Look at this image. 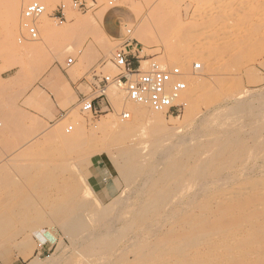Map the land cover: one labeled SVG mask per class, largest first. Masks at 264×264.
I'll return each instance as SVG.
<instances>
[{
	"label": "rangeland",
	"instance_id": "rangeland-1",
	"mask_svg": "<svg viewBox=\"0 0 264 264\" xmlns=\"http://www.w3.org/2000/svg\"><path fill=\"white\" fill-rule=\"evenodd\" d=\"M5 1L2 0L5 5L0 4V256L3 255L10 262L15 257L18 264H264V121L261 120H264V98L258 96L259 92H264V37L257 43L253 38L256 33H253L249 19H246L247 22L244 19L240 23L242 25H238L242 27L248 22L251 24H247L250 25L248 28L244 25V29H249L247 42L246 39L235 38L229 41L232 44L228 42L216 47L215 38H212L213 43L209 45L213 44V49L216 48L215 58L218 57L214 75L194 83V88L196 83L199 87L197 93L187 85L188 88L181 95L192 97L188 103L183 99L176 100V114H162L166 119L179 117L181 122L180 127L172 131L175 146L170 150V159L166 164L161 162V158V163L157 164L158 162L149 155V160L144 162L157 164V168L155 166L152 172L127 170L125 173L124 170L123 173V161L126 160L124 155L122 156L118 149L117 152L111 151L114 154L110 153L108 145L137 138L143 130L149 132L151 126L143 122L126 130L96 131L98 122L110 112L125 123L133 121L134 113L131 108L136 107L137 102L129 100L122 88L111 85L107 96L99 98L104 101L102 109L97 112H85L79 103L80 94L93 96L90 83L95 81L94 69L100 78L102 75H114L119 71L113 65L112 57L126 38L125 21L134 24L132 33H140L141 25L147 22V34H156L159 39L161 36L160 42H150L151 44L147 45H143L134 37L140 43L138 48L144 59V67L152 61L180 67L178 64L184 59L183 56L188 54L187 52L191 53L198 44L197 40H201L206 34L203 30L209 25L206 22H212L208 19V13L202 9L200 11V8L198 10L197 7L199 1L205 0H160L159 3V0H115L114 4H109V0H96L95 8L88 12L68 8L67 20L63 23L55 17L54 9L61 2L68 0H39L47 5L44 15L47 19L40 17L37 25L39 31L41 30V39L48 38L44 41L36 40L38 43L28 39L24 27L23 10L26 6L22 10L19 26L14 27L5 21ZM114 5L116 6L112 7ZM196 12L202 16H198ZM85 17L93 22H88L89 26L83 25L82 30L78 29L80 32L77 30L78 32L74 33L76 36L66 34L63 38L62 35H55V38L61 37L57 43L68 46L64 45L65 49L63 45V48L59 45L54 47L56 45L52 43L56 39L45 32V22H49V26L56 29V26L61 28ZM110 24L117 27L115 32L110 30ZM235 25L234 28L237 27V24ZM67 35L73 37L68 38ZM208 37L210 38L207 35L206 38ZM206 38L202 43H206ZM63 39L67 41H62ZM45 41L49 44L44 45ZM25 42L39 46V50L48 48L54 59L49 55L51 59L48 56L45 58L47 50L45 53L44 49V55L39 50L37 52L40 53L34 54L36 51H31L34 55L31 54L26 50L28 44L25 45ZM105 42L112 45L110 54H104L102 51ZM227 44L229 45L226 46ZM236 45H239L240 49ZM21 47L25 48L29 55H24ZM93 48L97 49L96 52ZM241 49L243 50L238 51ZM51 50H55L54 53ZM63 52L70 54L64 55ZM32 55H41L40 59L45 61L37 60L36 56L33 58ZM60 55L65 56L63 61ZM47 60V68L40 72L38 64L44 66L48 63ZM194 62H203L202 56L185 62L186 68L191 69H184L190 72L186 78L191 81L192 74L201 73L204 67L202 64L200 70L193 71ZM36 90L40 91L42 96L31 105L28 100ZM249 92H258L257 97L254 93L247 96ZM194 93L197 94L196 97ZM238 95L242 97L238 99ZM243 98L245 101L248 99L247 103ZM236 101H244L245 107L244 103L242 106ZM239 107L245 110L244 113H239L244 115L240 118L239 114H235L236 111L233 112V108L237 110ZM228 108H232L233 115ZM226 109L229 111H225ZM220 110L221 113L223 110V115ZM123 112H128L130 116L123 117ZM224 114H227V117ZM215 120H218L215 123L219 124H215ZM69 125H74V128L66 133L76 134L82 141L63 142L52 134L51 130L65 131ZM254 126L257 127L254 129ZM166 136L170 138L172 135ZM135 150L136 148L129 149L130 160V156L138 152ZM100 155L110 157L116 169L118 168L122 183L119 194L107 203L99 201L79 165L87 158ZM138 177H142L143 181H135ZM177 181L182 182L179 187L176 186ZM200 182H207L204 190L198 189L195 193L197 196L188 201L190 204H183L178 213L172 215L168 221H163L159 214L162 208L159 211V206L164 201L159 199L160 195L162 197L169 193L168 195L172 196L173 192L176 197L180 193L182 204L187 201L186 196L188 197L193 188H199L197 185ZM184 193L186 194L183 195ZM156 199L160 200L161 204H156ZM111 218L115 221L111 230L114 233L105 235V226L110 224L109 221L112 222ZM65 219L79 222L77 221V226L74 227L62 226L61 223ZM104 222H107V225H104ZM150 228L151 230H148ZM74 230L77 231L76 236L72 235ZM86 234H91L88 242L84 241ZM45 240H49L44 245L45 248H40L39 243ZM97 243L102 245L97 246Z\"/></svg>",
	"mask_w": 264,
	"mask_h": 264
},
{
	"label": "bare ground",
	"instance_id": "bare-ground-1",
	"mask_svg": "<svg viewBox=\"0 0 264 264\" xmlns=\"http://www.w3.org/2000/svg\"><path fill=\"white\" fill-rule=\"evenodd\" d=\"M32 1H37V0H6L5 1V3H6V6H4L5 7V21L7 22V23H9V24H11L12 26H14V27H18L19 26V24H20V19H21V13H22V10H23V8L28 4V3H30V2H32ZM110 1L111 0H109V4H114V1H112V3H110ZM151 1V0H150ZM163 1V0H162ZM130 2V1H129ZM160 2V0L158 1V3ZM201 2V3H200ZM157 3V2H156ZM198 3V2H197ZM0 4H2V5H5V4H3L2 3V0H0ZM151 4V3H150ZM164 4H166V3H164ZM164 4H162V6L164 5ZM118 5V4H117ZM116 5H114V6H112V7H115ZM111 7V8H112ZM198 7V10H199V8H200V11H202V10H204L206 13H208V15L207 16H209V18L208 19H210L212 22L210 23V21H209V23H207L206 22V24H209V25H206L204 28L205 29H203V30H205L204 32L206 33L205 35L207 36H210V38L208 37V38H206V36L205 35H203L202 36V38L204 39H202L201 38V40L199 39V40H197V42L196 43H198L197 44V46H196V44H194L195 46H196V48H194V50L191 52V53H189V52H187L188 54H186V55H184L183 57H184V59L183 60H181L180 62H179V64L178 65H180V67H182L183 69H185L186 68V63H188V61H191L192 59H194L195 57H200V56H202V61L203 62H201V66H202V64L204 65V67L202 68V72L201 73H197V74H192V81L191 80H188L187 78H185V82H186V84L189 86V88L193 91V92H196L197 90H199L198 88V84L196 83V87L194 88V83L195 82H199V80H202V79H206V78H210L211 76H213L214 75V73H215V64L217 63L216 62V59L218 58H215L216 56H215V49H213V44H211V45H209V43H213V41H212V38H215L214 39V42H215V45L214 46H219V45H224V43H228L229 41H231V40H233V39H235V38H241V39H246L247 38V32L249 31V29H248V31L246 30V27L248 28V27H250V25L252 26V28H253V33L255 32L256 34H255V36L253 37L256 41H257V43L264 37V0H205L204 2L203 1H199V6H197ZM150 8V7H149ZM156 8V7H155ZM160 8V7H159ZM101 9V8H100ZM161 9V8H160ZM202 9V10H201ZM152 10H154V9H152ZM159 9H157V11H158ZM162 10V9H161ZM198 10H196L197 12H200V11H198ZM101 11V10H100ZM157 11H155L156 13H157ZM194 11V13H195V10H193ZM96 12V11H95ZM98 12V11H97ZM102 12V11H101ZM163 12V11H162ZM161 12V13H162ZM196 12V13H197ZM153 13V12H152ZM155 13V14H156ZM164 13V12H163ZM193 13V14H194ZM201 14H202V12H200ZM198 14V16L200 15V16H202L201 14ZM204 13V12H203ZM138 14V13H137ZM154 14V13H153ZM167 14H168V12H167ZM45 14H43V15H41V18H43L44 20H45V16H44ZM101 15V14H100ZM104 16L106 15V11L104 12V14H103ZM102 15V16H103ZM160 15V14H159ZM205 15V14H204ZM102 16L100 17V20H101V18H102ZM118 16V15H117ZM164 16V15H163ZM162 16V17H163ZM155 17H156V15H155ZM160 17V16H159ZM98 18H99V16H98ZM156 18H158V17H156ZM203 18V17H202ZM47 19V18H46ZM143 19V18H142ZM145 19V18H144ZM167 19V18H166ZM208 19H205V21L206 20H208ZM245 19V21H246V19H249L248 21H250L251 22V24L248 22L247 24H250V25H247V24H243V28L241 27V26H238L243 20ZM77 20V19H76ZM75 20V21H76ZM156 20V19H155ZM181 20V19H180ZM204 20V19H203ZM90 21H92L93 22V20L91 19H89V18H78V20L76 21V22H74V23H69V24H67V25H65V26H63V27H61V28H58V26H56L57 28L55 29V28H52V27H50L49 26V22L47 23V22H45V24H44V28L45 29H47V31H45V32H47L48 34H49V36H54V38L56 37L55 35H57L58 37H59V35H65V37H66V34H72V35H74V33L78 30V29H80V30H82V26L84 25V27H85V25L89 22L90 23ZM147 21V20H146ZM161 20H159V22H160ZM165 21V20H164ZM1 22H2V20H1ZM91 22V23H92ZM144 22H145V20H144ZM155 22H157V21H155ZM182 22V21H181ZM247 22V21H246ZM96 25L98 24V23H96V22H94ZM94 23L92 24V25H94ZM141 23V22H140ZM158 23V22H157ZM160 23H162V22H160ZM165 24H166V22H164ZM180 23V22H179ZM178 23V24H179ZM204 23V22H203ZM245 23V22H244ZM2 24V26H3V22L1 23ZM120 24V23H119ZM122 24V23H121ZM124 24L126 25H128V27H132L134 24L131 22V21H125L124 22ZM142 24V23H141ZM149 24V23H148ZM147 24V22L146 23H143L142 25H141V29L140 28H138V29H140L141 30V32L140 33H138L137 31H135V32H133V33H131L132 34V36H131V38H137L138 39V41L140 42V43H142L143 45H147V44H151L150 42H153V43H157V42H160V39H161V36H160V39L158 38V37H156L155 35H152V36H149V34H147V32H146V30L148 29L149 30V26H147L148 25ZM164 24V25H165ZM235 24H237V27H241V28H238L237 29V27L236 28H234V25ZM54 25V24H53ZM88 25V24H87ZM91 25V24H90ZM146 27H148V28H146ZM160 25V24H159ZM240 25H242V24H240ZM244 25H247L246 27H245V29H244ZM43 26V25H42ZM89 26V25H88ZM138 26V25H137ZM161 26V25H160ZM159 26V27H160ZM167 26V25H166ZM202 26V25H201ZM236 26V25H235ZM95 27V26H94ZM150 27H152V26H150ZM117 28V27H116ZM115 28V29H116ZM124 28V27H123ZM167 28V27H166ZM84 29V28H83ZM125 29L127 30V27H125ZM155 29V28H154ZM165 29V28H164ZM168 29V28H167ZM43 30V29H42ZM92 30V29H91ZM136 30V29H135ZM151 30V29H150ZM157 30H158V27H157ZM161 30V29H160ZM252 30V29H251ZM41 31V30H40ZM79 31V30H78ZM77 31V32H78ZM86 31H87V28H86ZM85 31V32H86ZM80 32V31H79ZM82 32V31H81ZM160 32V31H159ZM163 32V31H162ZM166 32H168V31H166ZM208 32V33H207ZM251 32V31H250ZM46 33V34H47ZM42 34H44V33H42ZM45 34V35H46ZM47 34V35H48ZM76 34V33H75ZM81 34V33H80ZM92 34V33H91ZM103 34V33H102ZM168 34H169V32H168ZM249 34V33H248ZM79 35V34H78ZM82 35V34H81ZM89 35V34H88ZM93 35H95V34H93ZM158 35V34H157ZM197 35V34H196ZM195 35V36H196ZM253 35V34H252ZM41 36H43V35H41ZM68 36V35H67ZM74 36H76V35H74ZM162 36H164L163 35V33H162ZM166 36V35H165ZM194 36V37H195ZM205 36V37H204ZM45 37V36H44ZM44 37H42V38H44ZM55 38L54 40L56 41H54V40H52V44L53 45H56V46H54V47H57L58 45L59 46H61V45H63V43H61V44H59V43H57V41L59 42V40H61V37H60V39L59 38ZM64 36H63V38H65ZM69 37H73V36H68V38ZM105 37V36H104ZM194 37H192V38H194ZM197 37V36H196ZM199 37V36H198ZM249 37H251L252 38V36H251V34H249ZM46 38H48V37H46ZM46 38H44V39H46ZM67 38V39H68ZM205 38L206 39H208L207 41H209L210 40V42H207L206 41V45L208 46V47H206V45L204 44V43H202V41H204L205 42ZM40 39H41V37H40ZM40 39H38V40H40ZM44 39H41V40H43L44 41ZM50 39V38H49ZM49 39H47V41L49 40ZM52 39V38H51ZM50 39V40H51ZM59 39V40H58ZM67 39H65L66 41H67ZM78 39V38H77ZM151 39V40H150ZM175 39V38H174ZM37 40V41H38ZM64 39L62 40V41H65ZM164 40V39H163ZM248 40H249V38H248ZM34 41V40H33ZM36 40H35V42H37ZM42 41V42H43ZM47 41H45L44 42V45H48L49 43L47 42ZM69 41H70V39H69ZM72 41H74V39L72 38ZM72 41H70V42H72ZM77 41V40H76ZM101 41V40H100ZM100 41H99V43H100ZM103 41V40H102ZM108 41V40H107ZM212 41V42H211ZM239 41V40H238ZM242 41V40H241ZM253 41V40H252ZM32 42V41H31ZM47 42V44H45ZM78 42V41H77ZM165 42V41H164ZM202 43V44H199V43ZM246 42H247V39H246ZM246 42H245V44H246ZM251 42V41H250ZM255 42V41H254ZM33 43V42H32ZM38 43V42H37ZM36 43V44H37ZM50 43H51V41H50ZM54 43H57V44H54ZM73 43H75V41L73 42ZM79 43H81L80 41H79ZM79 43H77V44H79ZM83 43H84V41H83ZM83 43H82V45H83ZM120 43V42H119ZM176 43V42H175ZM231 42H229V44H230ZM24 44V43H23ZM28 44V45H27ZM43 44V43H42ZM67 44V43H66ZM110 43H103V46H102V51H104V54L105 53H107V54H110L111 52H112V45L110 44ZM165 44V43H164ZM171 44V43H170ZM229 44H227L226 46H228ZM232 44V43H231ZM25 45H27L28 46V48H26V50H29L30 52L32 51H36V53L35 52H33L34 54H37V53H40V52H37V50H39V46H37V45H30L29 43H26L25 42ZM30 45V46H29ZM39 45H41V43H39ZM65 45V44H64ZM64 45H63V47H64ZM75 46V44H71V46ZM81 45V46H82ZM87 45V44H86ZM90 45V44H89ZM201 45V46H200ZM203 45V46H202ZM204 45H205V47H204ZM247 45H248V43H247ZM22 46V45H21ZM26 46V47H27ZM65 46H68V45H65ZM70 46V45H69ZM164 46V45H163ZM239 46V45H238ZM238 46L236 45V47L238 48ZM242 46H244V45H242ZM252 46V45H251ZM23 47H25V46H23ZM51 47V46H50ZM62 47V46H61ZM60 47V48H61ZM62 47V48H63ZM145 47V46H144ZM241 47V46H240ZM22 48V47H21ZM69 48H71V47H69ZM75 48V47H74ZM246 48H248V47H246ZM24 51H22V53L24 52V55H26V54H28L29 55V53H26V52H28V51H26L25 50V48H22ZM44 48H41V50H39V51H41V52H43L42 50H43ZM64 49H65V47H64ZM63 49V50H64ZM93 49H95V48H93ZM183 49V48H182ZM185 49V48H184ZM236 49V48H235ZM238 49H240V48H238ZM244 49V48H243ZM243 49H241V50H238V51H242ZM45 50H47V53H46V51ZM48 48H46V49H44V52L47 54V55H44V52L42 53V55H44L45 56V58H48L49 56L51 57L52 55H50L49 54V52H48ZM59 50V49H58ZM71 50V49H70ZM96 50L97 49H95V52H96ZM156 50V49H155ZM189 50H191V49H189ZM26 51V52H25ZM50 51V50H49ZM53 53H54V51L53 50H51ZM65 51V50H64ZM66 51H68V49L66 50ZM71 51H74V50H71ZM75 51H78V50H75ZM94 51V50H93ZM158 51V50H157ZM183 51V50H182ZM31 52V54H33ZM59 52V51H58ZM69 52V51H68ZM68 52H63V54L65 55V53H68ZM87 52V51H86ZM185 52H186V50H185ZM216 52H217V50H216ZM237 52V51H236ZM55 53H57V51L55 52ZM90 54H91V52H89ZM238 53V52H237ZM33 54V55H34ZM68 54H70V53H68ZM214 54V55H213ZM31 56V57H35V56ZM39 55V54H38ZM49 55V56H48ZM54 55V54H53ZM57 55H59V54H57ZM57 55H56V57H57ZM182 55V54H181ZM41 56V55H40ZM40 56H36L35 58H37V60H40V61H45V60H42V59H40ZM46 56H48V57H46ZM61 56V55H60ZM59 56V57H60ZM67 56V55H66ZM49 57V58H50ZM53 57V56H52ZM51 57V58H52ZM55 57V58H56ZM58 57V58H59ZM64 58H65V56H63ZM62 56H61V60H62V58H63ZM85 57H87V56H85ZM44 58V59H45ZM50 58V59H51ZM58 58H56V59H58ZM92 58V57H91ZM54 58H52V60H53ZM36 60V59H35ZM36 60V61H37ZM49 60V59H48ZM47 60V61H48ZM60 60V59H59ZM64 60V59H63ZM62 60V61H63ZM146 60V59H145ZM40 61H37V62H40ZM89 61V60H88ZM93 61V60H92ZM91 61V62H92ZM172 62V61H171ZM176 62V61H175ZM186 62V63H185ZM51 63V62H50ZM219 63H220V61H219ZM40 64V63H39ZM38 64V70H40V72L41 71H43L44 69H46L47 68V65L49 64V61H48V63L47 64H45L44 66H40ZM67 64V63H66ZM196 63L194 62V65H195ZM35 69H36V66H35ZM187 69V71H190V70H188L189 68L187 67L186 68ZM37 72V71H36ZM38 73V72H37ZM191 73H192V71H191ZM191 77V76H190ZM189 78V77H188ZM188 88V87H187ZM184 92V91H183ZM182 92V93H183ZM187 93V92H186ZM197 93V92H196ZM254 94H255V96H256V94L258 93V92H253ZM252 93V94H253ZM195 94V93H194ZM248 94H251V92H249V93H247L246 95L247 96H250V95H248ZM251 94V95H252ZM253 94V95H254ZM125 95H126V93H125ZM189 95H190V93H189ZM196 95L197 94H195L194 95V97H196ZM239 95H241V93H239ZM238 95V99H240L242 96H239ZM122 96V95H121ZM237 96V95H236ZM243 96H245V94L243 95ZM258 96L260 97V96H262L263 98H264V92L262 93L261 92V94H260V92H259V94H258ZM190 97H192V96H190ZM189 97V98H190ZM240 97V98H239ZM257 97V96H256ZM189 98L186 96V94L185 95H180V97L177 99V100H185L187 103L188 102H190V100H189ZM252 98H253V96H252ZM262 98V99H263ZM121 99V98H120ZM245 98H243V100H244ZM254 99H255V97H254ZM118 100V99H117ZM235 100V99H234ZM237 100V99H236ZM248 100V99H247ZM246 100V101H247ZM256 100V99H255ZM241 101H242V99H241ZM245 101V100H244ZM242 102V103H240V102H238V101H236V102H238V104L240 103V105L242 104V106H243V103H244V106L243 107H245V104L247 103L246 101V103L245 102ZM256 101H258V100H256ZM260 101V100H259ZM250 103V102H249ZM263 103H264V101H263ZM237 104V103H236ZM237 104V105H238ZM254 104V103H253ZM260 104V103H259ZM232 105H233V103H232ZM240 105H238V106H240ZM237 106V107H238ZM248 106H250V104L248 105ZM254 106V105H253ZM259 106V105H258ZM263 107V105H260V107ZM116 107V106H115ZM222 107V106H221ZM235 107V106H234ZM243 107H241V108H243ZM255 107H257V105L255 106ZM131 108V107H130ZM130 108H128V109H130ZM224 108V107H223ZM222 108V109H223ZM229 108H230V106H229ZM228 108V109H229ZM241 108L239 107V108H237V110H234V109H236V108H233V112H235V114H239V113H241V112H243L244 113V111L243 110H241ZM247 108V107H246ZM246 108H244V109H246ZM250 108H251V106H250ZM254 108V107H253ZM252 108V109H253ZM228 109H226L225 111H227ZM255 109V108H254ZM257 109V108H256ZM131 110L133 111V113H134V120L133 121H131V122H129V123H125L124 121H122V120H120L118 117H116L114 114H112L111 112L109 113V114H106V117L103 119V120H101L100 122H98V124H97V126H96V131H99V130H105V129H120V130H122V129H124V130H126V129H130V128H134V127H137V126H139L141 123H145L146 125H150L151 127H150V129H149V132H147V131H145V130H143L140 134H138V136H137V138H131V139H129L127 142L126 141H124V142H118V143H114L113 145H111V146H109L108 145V148L107 149H109L108 151L110 152V153H113V152H111L112 150H116V149H118V150H120L122 153V156L124 155V157H125V161H123V164H124V169H123V173H124V170H125V173H126V171L127 170H131V171H133V170H138V171H143V170H147V171H150V172H152L153 170H154V168H155V166H156V168H157V164H159V163H164V164H166V162L170 159V157H168V156H170L169 155V152H170V150L172 149V147H174L175 146V142H174V140H173V133H172V131H173V129H175V128H179L180 127V125H181V122H180V120H179V117H174V118H171V119H166V117L164 116V115H162L163 114V112H160V111H157V110H155V109H153L149 104H147V103H143V102H137V106L136 107H132L131 108ZM218 110V109H217ZM230 110V109H229ZM228 110V111H229ZM261 110V109H260ZM232 112V108H231V110H230V113ZM233 112L231 113L232 115H233ZM253 113H255V112H257V111H252ZM259 112V111H258ZM127 113L128 112H123V117H125L126 115H127ZM211 113V112H210ZM246 113V112H245ZM262 113V112H261ZM129 114V113H128ZM220 114H222L223 115V110H222V113H221V110H220ZM227 114H228V112H227ZM227 114H224L226 117H227ZM235 114H234V116H235ZM260 114V113H259ZM209 115H211V117L213 118L214 116L212 115V114H209ZM215 115V114H214ZM219 115V114H218ZM240 115V114H239ZM243 115V114H242ZM242 115H240L239 116V118L242 116ZM247 115H248V113H247ZM129 116H130V114H129ZM216 116V115H215ZM244 116V115H243ZM206 117H208V116H206ZM217 117V116H216ZM224 117V116H223ZM226 117H225V119H226ZM231 117V116H230ZM229 117V118H230ZM233 117V116H232ZM220 118H221V116H220ZM245 118H247V116L245 117ZM250 118V117H249ZM248 118V119H249ZM258 118H259V116H258ZM262 118V117H261ZM215 119V118H214ZM253 119V118H252ZM206 120V119H205ZM204 120V121H205ZM220 120V119H219ZM231 120V119H230ZM262 121H264L263 119H261ZM211 121V120H210ZM218 121V120H217ZM216 120L215 121H213L214 123L215 122H217ZM221 121V120H220ZM233 121V120H232ZM254 121V120H253ZM256 121V120H255ZM230 122V121H229ZM260 122V121H259ZM205 123V122H204ZM207 123H211V122H207ZM227 123V122H226ZM225 123V124H226ZM232 123V122H231ZM237 123H239L238 121H237ZM248 123H250V122H248ZM257 123V122H256ZM215 124H219V123H215ZM228 124V123H227ZM251 124H252V122H251ZM202 125V124H201ZM204 125V124H203ZM244 125V124H243ZM243 125H241V127L243 126ZM211 126V125H210ZM253 126V125H252ZM257 127V126H256ZM255 126H254V129L256 128ZM74 128V125H69L67 128H66V130L65 131H63V130H51L52 132V134L53 135H56V136H58L59 137V139L61 140V141H63V142H68V143H79L80 141H82L81 139H79V136L78 135H76V134H69V133H66L67 132V130L68 131H70V130H72ZM146 128V126L144 127V129ZM226 128V127H225ZM224 128V129H225ZM233 128V127H232ZM258 128H259V126H258ZM226 130V129H225ZM230 130H231V128H230ZM228 131H229V129H228ZM232 131V130H231ZM236 132H237V130H236ZM235 132V133H236ZM238 132H239V130H238ZM255 132V131H254ZM257 132V131H256ZM50 133V132H49ZM148 134V135H147ZM172 135L170 138L169 137H167L166 135ZM232 134H234V133H232ZM231 134V135H232ZM239 134V133H238ZM227 135V134H226ZM258 135V134H257ZM226 137H228V136H226ZM231 137V136H230ZM229 138V137H228ZM136 148V150L135 151H138L135 155H133L132 154V156H130L131 157V160L128 158V156H129V149L130 148H133V149H135ZM116 152H117V150H116ZM114 154V153H113ZM174 154V153H173ZM252 154V153H251ZM115 155L117 156V154L115 153ZM152 156L153 158H154V160H155V162L157 163L156 165L155 164H150V163H145L144 161L146 160V159H148L147 157L148 156ZM167 155V156H166ZM115 156V157H116ZM119 156H121V155H119ZM166 156V157H165ZM247 156V155H246ZM152 157H150V159L152 158ZM122 158V157H121ZM152 158V159H153ZM159 158H161L160 160H161V162H160V160H159ZM149 160V159H148ZM152 161V160H151ZM119 162V161H118ZM118 162H117V164H118ZM149 162V161H148ZM163 164V165H164ZM121 165H122V163H121ZM159 167V166H158ZM161 167H163V166H161ZM118 169V168H117ZM122 170V169H121ZM157 170V169H156ZM221 178V177H220ZM220 178H219V180H220ZM142 180L143 181V178L141 177V178H136L135 179V181H139V180ZM191 179V178H190ZM218 180V181H219ZM184 181H186V180H184ZM181 181H177L176 182V186H180L181 185V183H180ZM139 183V182H138ZM204 183V184H203ZM205 183H207V182H200V184L199 185H197L199 188H197V189H195V188H193V187H191V189H192V191H191V193L188 195V197L186 196V198H187V201L184 203V202H182V204L180 203L181 202V198H179L180 196H181V194L179 193V195L178 196H174V194H173V192H172V196L170 195H168L169 193H167V194H164V195H162V197H164V198H162L161 197V195H160V197H159V199L161 200V201H164V202H162V207L161 206H159V211H160V209H161V211L159 212V214H160V217L162 218V220L164 221V219H166L167 221H168V219L170 218V217H172V215H175L176 213H178L182 208H183V204H190V203H188V201L190 200V201H192V198L194 199V197H196L195 196V193H196V191H198V189L199 190H204V188H205ZM220 183H221V181H220ZM178 184V185H177ZM197 184V183H196ZM202 184V185H201ZM187 185H189L188 183H187ZM210 185V184H209ZM175 186V188H177ZM136 187H138V185L136 186ZM136 187H135V189H136ZM140 187V186H139ZM187 187V186H186ZM185 187V188H186ZM189 187V186H188ZM187 187V188H188ZM174 188V190H176ZM140 189V188H139ZM129 190V189H128ZM178 190V189H177ZM181 190H182V188H181ZM135 191V190H134ZM172 191H173V189H172ZM180 191V190H179ZM182 191H184V190H182ZM242 191V190H241ZM178 192V191H177ZM181 192V191H180ZM205 192V191H204ZM245 192H246V190H245ZM125 193V192H124ZM243 193H244V191H243ZM247 193H248V191H247ZM136 194V193H135ZM186 193H184L183 195H185ZM240 194H242V192L240 193ZM245 194V193H244ZM182 195V196H183ZM227 194H225V196H226ZM235 195H237V194H235ZM234 195V196H235ZM239 195V194H238ZM246 195V194H245ZM127 196V195H126ZM224 196V195H223ZM224 196V197H225ZM231 196V195H230ZM239 196H241V195H239ZM153 197V196H152ZM156 197H157V195H156ZM221 197V196H220ZM219 197V198H220ZM229 197V196H228ZM233 197V196H232ZM232 197H230V198H232ZM144 198V197H143ZM155 198V197H154ZM218 198V199H219ZM129 199V198H128ZM149 200H151L150 198H148ZM220 199H222V198H220ZM155 200V199H154ZM153 200V201H154ZM156 200H158V199H156ZM160 200H158V201H156L157 203L156 204H161V202H160ZM166 200V201H165ZM183 200H185V198L183 199ZM232 200V199H231ZM117 201V200H116ZM152 201V200H151ZM194 201V200H193ZM122 202V201H121ZM125 202V201H124ZM123 202V203H124ZM140 202V201H139ZM158 202H160V203H158ZM129 203V202H128ZM154 203H155V201H154ZM82 205V204H81ZM85 205H87V204H85ZM120 205V204H119ZM144 205V204H143ZM148 205V204H147ZM141 206V205H140ZM186 206V205H185ZM117 207V206H116ZM148 207V206H147ZM186 208V207H185ZM225 209V208H224ZM136 210H138V208L136 209ZM141 210V209H140ZM223 210V209H222ZM149 211V210H148ZM118 212V211H117ZM138 212V211H137ZM158 212V211H157ZM156 212V214H158ZM118 213H120V212H118ZM123 213V212H122ZM143 213V212H142ZM144 213H145V211H144ZM143 213V214H144ZM148 213V212H147ZM121 214V213H120ZM158 214V215H159ZM142 215V214H141ZM153 215H155V213H153ZM145 216V215H144ZM158 217V216H157ZM114 218V217H113ZM118 218V217H117ZM142 218V217H141ZM160 218V219H161ZM149 219V218H148ZM148 219H146V220H148ZM61 220H63V219H61ZM106 220V219H105ZM111 220H112V218H111ZM151 220V219H150ZM157 221H158V219H156ZM78 222H79V220H77ZM76 220L75 221H73V220H66L65 219V221H63L62 223H61V225L62 226H67V227H74V226H77V222ZM109 221V220H108ZM107 221V222H108ZM121 221V220H120ZM152 221V220H151ZM154 221V220H153ZM166 221V222H167ZM107 222L105 223L104 222V225L106 224L107 225ZM114 220H112V222H110L109 221V223L110 224H108L107 226H105V229H104V234L106 235V234H109V232H112L111 230L113 229V227H114ZM130 222V221H129ZM139 222V221H138ZM150 222V221H149ZM60 223V222H59ZM125 223V222H124ZM153 223V222H152ZM156 223V225H157V222H155ZM86 224V223H85ZM128 224V223H127ZM159 224V223H158ZM161 224V223H160ZM159 224V225H160ZM165 224V223H164ZM164 224H162V225H164ZM131 225H133V223H131ZM147 225V224H146ZM158 225V226H159ZM161 225V226H162ZM126 226V225H125ZM137 226H139V225H137ZM100 227H103V226H100ZM155 227V226H154ZM157 227V226H156ZM89 228V227H88ZM91 228V227H90ZM143 228V227H142ZM147 228V227H146ZM149 228V227H148ZM93 229V228H92ZM98 229V228H97ZM140 229V228H139ZM145 229V228H144ZM155 229V228H154ZM162 229V228H161ZM102 230V229H101ZM100 230V232H102ZM147 230V229H146ZM148 230H151V228L150 229H148ZM147 230V231H148ZM158 230V229H157ZM160 230V229H159ZM118 231V230H117ZM77 231L76 230H74L73 231V233H72V235H75V233H76ZM119 232H120V230H119ZM142 232V231H141ZM151 232V231H150ZM159 232V231H158ZM93 233H94V231L92 232V235H93ZM112 233H114V231L112 232ZM101 234V233H100ZM103 234V233H102ZM143 234V233H142ZM150 234H152V233H150ZM156 234V233H155ZM88 234H86V236H85V240L84 241H87V240H89V237H90V235L89 236H87ZM115 235V234H114ZM137 235V234H136ZM139 235V234H138ZM160 235V234H159ZM158 235V236H159ZM76 236V235H75ZM119 236V235H118ZM82 237V236H81ZM102 237V236H101ZM154 237H156V236H154ZM153 237V238H154ZM112 238V237H111ZM122 238V237H121ZM143 238H144V236H143ZM100 239V238H99ZM115 239V238H114ZM106 240V239H105ZM122 240V239H121ZM135 240V239H134ZM90 241V240H89ZM97 242L98 241H100V240H96ZM117 241V240H116ZM130 241V240H129ZM132 241V240H131ZM88 242V241H87ZM92 242V241H91ZM90 242V243H91ZM94 242V241H93ZM92 242V243H93ZM118 242V241H117ZM138 242V241H137ZM101 243H103L102 241H101ZM109 243V242H108ZM112 243V242H111ZM116 242H114V244H115ZM132 243V242H131ZM143 243V242H142ZM154 243V242H153ZM86 244V243H85ZM93 244H95V242L93 243ZM98 244V245H97ZM96 245L97 246H99V244L100 243H97ZM105 244V243H104ZM129 244H130V242H129ZM150 244V243H149ZM149 244H147V245H149ZM96 245H94V246H96ZM100 245H102V244H100ZM117 245V244H116ZM146 245V244H145ZM156 245V244H155ZM155 245H152V246H154L155 247ZM91 246V245H90ZM113 246V245H112ZM137 246V245H136ZM139 246H141V245H139ZM151 246V245H150ZM93 247V246H92ZM104 247V246H103ZM114 247V246H113ZM91 248V247H90ZM100 247H98V249H99ZM102 248V247H101ZM143 248V247H142ZM156 248V247H155ZM151 249V248H147V249H151V250H156V249ZM112 250H113V248H111ZM110 249V250H111ZM116 249V248H115ZM115 249H114V251H115ZM144 249V248H143ZM100 250V249H99ZM98 250V251H99ZM102 250V249H101ZM97 251V252H98ZM105 251V250H104ZM107 251V250H106ZM143 251V250H142ZM146 251V250H145ZM89 252V251H88ZM90 252H91V250H90ZM96 252V253H97ZM101 252V251H100ZM99 252V253H100ZM103 252V251H102ZM109 252H111V251H109ZM117 252V251H116ZM92 253V252H91ZM115 253V252H114ZM139 253H141L140 251H139ZM101 254V253H100ZM143 254V253H142ZM91 255V254H90ZM94 255V254H93ZM104 255V254H103ZM107 255V254H106ZM110 255V254H109ZM113 255V254H112ZM92 256V255H91ZM100 256V255H99ZM108 256V255H107ZM116 256V255H115ZM142 256V255H141ZM94 257V256H93ZM146 257V256H145ZM142 259L144 258V257H141ZM219 258H221V257H219ZM100 259H102V258H100ZM119 260V259H118ZM167 260V259H166ZM165 260V261H166ZM36 261V260H35ZM101 261V260H100ZM108 261V260H107ZM113 261H115V260H113ZM112 261V262H113ZM98 262V261H97ZM95 263V262H94ZM100 263V262H99ZM106 263V262H105ZM108 263V262H107ZM96 264V263H95Z\"/></svg>",
	"mask_w": 264,
	"mask_h": 264
},
{
	"label": "built area",
	"instance_id": "built-area-1",
	"mask_svg": "<svg viewBox=\"0 0 264 264\" xmlns=\"http://www.w3.org/2000/svg\"><path fill=\"white\" fill-rule=\"evenodd\" d=\"M112 1L115 0H111L110 3ZM96 3V0L64 1L56 6L54 14L59 22L63 23L67 20L68 8L88 12L95 8ZM46 12L47 5L39 0L28 3L24 8V27L27 30L29 40L40 39L37 21ZM125 27H127L125 30L126 38L122 45L115 50L112 57V63L119 71L114 75H102L100 78L97 70H93L95 81L90 83L93 96L89 97L83 94L79 98L82 110L97 112L95 101L100 97H106L109 86L113 85L122 88L129 100L147 103L153 109L166 114H176L178 112L176 100L187 89L185 78L190 72L185 71L182 67L168 66L158 61H152L147 67H144V59L138 48L140 43L135 38L130 37L133 28L128 27L127 24ZM201 68L200 62L193 65V71ZM125 117H129V114L127 113ZM47 241L49 240L40 242V248L44 249Z\"/></svg>",
	"mask_w": 264,
	"mask_h": 264
},
{
	"label": "crops",
	"instance_id": "crops-1",
	"mask_svg": "<svg viewBox=\"0 0 264 264\" xmlns=\"http://www.w3.org/2000/svg\"><path fill=\"white\" fill-rule=\"evenodd\" d=\"M112 32L116 29L113 24L109 26ZM83 94H80V97ZM42 93L38 90L31 94V99L28 103L33 105L37 99L41 98ZM104 99V98H103ZM103 102L101 99L95 101V106L97 110H101L103 107ZM55 112L56 109H53ZM80 167L89 180L92 189L102 203H107L113 200L121 191L122 183L117 172L115 165L112 160L107 155H100L97 157H90L80 162ZM20 261V260H19ZM17 258H12L10 262L3 255L0 256V264H18Z\"/></svg>",
	"mask_w": 264,
	"mask_h": 264
}]
</instances>
